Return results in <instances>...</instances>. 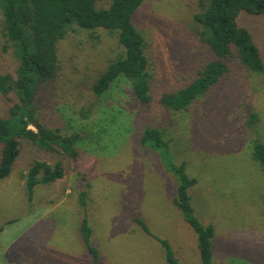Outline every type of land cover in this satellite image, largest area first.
Segmentation results:
<instances>
[{"label":"rangeland","instance_id":"obj_1","mask_svg":"<svg viewBox=\"0 0 264 264\" xmlns=\"http://www.w3.org/2000/svg\"><path fill=\"white\" fill-rule=\"evenodd\" d=\"M110 2L98 0L95 9ZM199 10L200 0H145L133 15L150 75L147 106L125 79L100 97L92 92L99 74L122 52L116 34L73 26L58 42L57 78L40 87L36 105L47 128L78 135L77 155L18 142L20 154L0 180V264H92L80 235V192L101 264H166L162 246L133 218L170 244L178 264H200L196 236L172 203L176 178L164 168L160 150L140 143L147 127L162 131L172 161L185 163L196 179L188 193L198 220L215 229L213 262L264 264V170L251 158L252 142L264 143V72L251 73L234 59L187 110L160 103L213 58L193 20ZM237 22L264 63V14L241 13ZM1 31L0 15V73H13L16 61L3 51ZM15 102L13 94L0 95V118ZM250 113L257 116L252 126ZM34 161L60 162L63 177L37 185L28 201L23 176Z\"/></svg>","mask_w":264,"mask_h":264},{"label":"trees","instance_id":"obj_2","mask_svg":"<svg viewBox=\"0 0 264 264\" xmlns=\"http://www.w3.org/2000/svg\"><path fill=\"white\" fill-rule=\"evenodd\" d=\"M98 0H0L3 51H10L16 61L13 73H0V95L13 94L16 102L9 108L8 116L0 118V180L6 178L17 160L19 141H27L40 149L75 157L77 134L64 135L49 129L39 118L36 105L40 87L57 78L59 62L57 44L73 26L82 30L102 29L117 35L122 52L111 60L92 86L96 97L107 93L114 83L125 79L135 99L143 106L150 102V75L147 71L145 45L141 33L133 24V15L145 0H111L108 8L95 9ZM241 13L253 16L264 14V0H200V10L193 20L198 26L200 40L208 47L213 58L197 71L196 76L184 87L163 94L160 103L174 111H185L200 96L214 87L228 72L229 63L237 59L247 71L261 74L264 63L249 31L239 26ZM257 120L250 113L247 125ZM32 127V128H31ZM140 143L150 149L160 150L161 162L177 181L173 205L196 236L200 264H215L213 238L215 229L202 224L194 214L188 190L196 179L188 176L185 163L175 164L168 153V141L161 130L147 127ZM251 158L264 170V143L254 140ZM63 177L60 162L48 164L34 161L24 174V186L31 201L37 185H48ZM83 218L80 225L82 243L91 257L92 264H101L100 253L91 243L92 230L86 214L85 192L78 195ZM133 221L142 231L162 246L166 264H178L166 240L153 235L139 218Z\"/></svg>","mask_w":264,"mask_h":264}]
</instances>
